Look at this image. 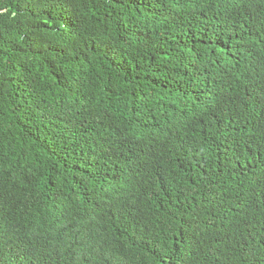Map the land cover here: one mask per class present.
Returning <instances> with one entry per match:
<instances>
[{
  "label": "trees",
  "instance_id": "1",
  "mask_svg": "<svg viewBox=\"0 0 264 264\" xmlns=\"http://www.w3.org/2000/svg\"><path fill=\"white\" fill-rule=\"evenodd\" d=\"M0 264H264V0H0Z\"/></svg>",
  "mask_w": 264,
  "mask_h": 264
}]
</instances>
